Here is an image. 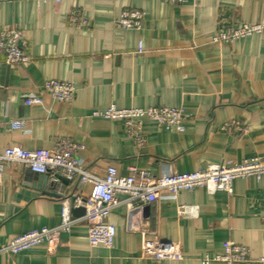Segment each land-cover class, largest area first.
<instances>
[{
  "label": "crops",
  "instance_id": "crops-1",
  "mask_svg": "<svg viewBox=\"0 0 264 264\" xmlns=\"http://www.w3.org/2000/svg\"><path fill=\"white\" fill-rule=\"evenodd\" d=\"M129 8L143 11L139 30L114 22ZM74 11L84 23L69 22ZM221 14L256 23L264 19V0H0V28L21 29L29 56L7 67L0 53V150L51 149L55 139L66 137L83 147L78 165L99 178L107 167L120 176L132 168L160 176L264 160V33L233 45L212 44ZM48 80L73 83L72 102L43 95L41 104L24 105V95L39 94ZM111 105L180 108L184 129L144 120L145 145L137 147L121 122L93 116ZM14 120L24 121L25 129L12 130L8 123ZM39 178L20 163L3 165L0 249L30 230L58 225L61 201L74 209L72 182ZM91 189L85 185L80 194L88 197ZM180 206L197 208L181 216ZM263 217L264 176L236 178L231 193L198 187L161 193L141 208L116 206L108 217L116 230L111 249L91 247L87 226L78 224L60 235L56 248L0 252V264H200L228 244L248 247L256 259L264 256ZM146 240L178 243L183 259L144 257Z\"/></svg>",
  "mask_w": 264,
  "mask_h": 264
},
{
  "label": "built area",
  "instance_id": "built-area-1",
  "mask_svg": "<svg viewBox=\"0 0 264 264\" xmlns=\"http://www.w3.org/2000/svg\"><path fill=\"white\" fill-rule=\"evenodd\" d=\"M47 1V0H42ZM59 3L61 0H53ZM171 4L180 5L187 0H164ZM143 11L140 9H123L114 20L115 24L124 30H139L142 26ZM85 18L79 11H74L69 22L80 25ZM264 33V19L256 23H237L228 16L220 15L218 30L210 42L219 45H233L234 43L252 36ZM141 49L139 48V51ZM0 53L3 54L7 67L21 65L29 61L26 52L24 36L21 29L16 27L0 28ZM43 95L50 99L69 104L74 98V85L71 82L48 80L42 85L38 93L24 95V105H39L43 102ZM93 116L119 121L124 127L125 134L132 139L137 147L145 145L142 134V121L148 120L166 129L176 128L182 131V121L185 114L182 109L168 106H154L148 108L120 109L114 105L103 112H95ZM12 130L25 129L24 121H9ZM82 145L66 138L55 139L51 149L25 150L20 147H7L0 150V172L3 165L20 163L35 174L46 175L52 182L60 178L72 182L76 193L72 199V208L84 209L80 216L71 215V205L61 201L60 222L54 227L33 229L12 238L0 249V252L18 254L37 245L45 244L50 249L60 243V235L69 233L74 225L87 226V241L91 247L101 246L106 249L113 247L116 234L115 227L108 222L113 208L125 205L128 209L141 208L155 203L161 193L176 195L180 191H193L198 187L206 189L207 193L218 191L231 193L232 182L236 178L264 176V160L258 158L245 159L233 165L211 164L205 169L190 173H170L160 176L150 174L145 170L130 169V174L120 176L114 167H107L102 178L96 177L78 165L77 153ZM91 185L88 197L80 194V189ZM116 196H122L121 200ZM196 206H180L181 216H192ZM264 225V217L262 218ZM143 256L156 261H180L183 259L181 247L175 242L146 240L143 245ZM220 262L223 264L256 262L264 264V256L254 259L248 247L244 245L228 244L223 253L214 256H204L200 264Z\"/></svg>",
  "mask_w": 264,
  "mask_h": 264
},
{
  "label": "water",
  "instance_id": "water-1",
  "mask_svg": "<svg viewBox=\"0 0 264 264\" xmlns=\"http://www.w3.org/2000/svg\"><path fill=\"white\" fill-rule=\"evenodd\" d=\"M37 175L40 177L39 179H42L44 182H48L49 181L48 176L41 175V174H37ZM50 184L52 185V183H50ZM71 212H72L73 216L77 217V216H80V215H82L84 213V209L82 207L76 208V209L74 208V209H72Z\"/></svg>",
  "mask_w": 264,
  "mask_h": 264
}]
</instances>
